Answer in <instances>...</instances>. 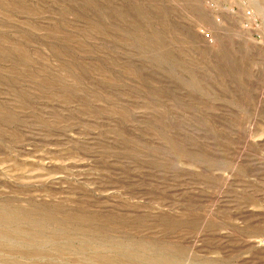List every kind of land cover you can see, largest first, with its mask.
<instances>
[{
  "label": "rangeland",
  "instance_id": "1",
  "mask_svg": "<svg viewBox=\"0 0 264 264\" xmlns=\"http://www.w3.org/2000/svg\"><path fill=\"white\" fill-rule=\"evenodd\" d=\"M0 264H264V0H0Z\"/></svg>",
  "mask_w": 264,
  "mask_h": 264
},
{
  "label": "built area",
  "instance_id": "2",
  "mask_svg": "<svg viewBox=\"0 0 264 264\" xmlns=\"http://www.w3.org/2000/svg\"><path fill=\"white\" fill-rule=\"evenodd\" d=\"M202 34H203V36H204L206 39H211V35H210V33H207V32L204 31Z\"/></svg>",
  "mask_w": 264,
  "mask_h": 264
}]
</instances>
